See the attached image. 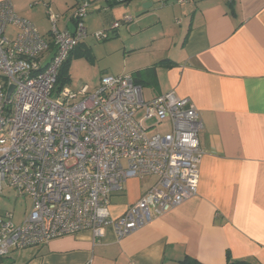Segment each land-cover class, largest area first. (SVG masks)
I'll return each mask as SVG.
<instances>
[{"label":"crops","instance_id":"crops-1","mask_svg":"<svg viewBox=\"0 0 264 264\" xmlns=\"http://www.w3.org/2000/svg\"><path fill=\"white\" fill-rule=\"evenodd\" d=\"M9 1L43 36L51 31L49 11L59 16L60 30L75 29L71 18L77 0ZM111 1L115 4L89 0L88 36L72 61L91 58L87 41L109 30L103 42L116 37L124 51L141 54L136 70L124 74L164 59L173 63L158 68L156 80L142 89L147 100L175 92L196 106L204 126L198 194L126 237L111 228L102 238L86 231L12 250L0 264H228V258L264 264V0ZM124 16L133 21L112 30ZM123 26L133 34L122 32ZM146 88H151L148 96ZM151 178L147 184L128 180L113 198L111 217L140 200L156 182ZM0 196L6 198L5 192ZM29 209L30 201L15 221Z\"/></svg>","mask_w":264,"mask_h":264},{"label":"built area","instance_id":"built-area-1","mask_svg":"<svg viewBox=\"0 0 264 264\" xmlns=\"http://www.w3.org/2000/svg\"><path fill=\"white\" fill-rule=\"evenodd\" d=\"M89 8V0H77L72 32L49 11L43 36L0 1V194L12 189L30 201L20 222L13 211L0 218V259L86 231L102 238L111 228L123 238L198 194L204 126L189 99L168 92L147 100L131 74L105 75L94 92L63 88L53 98L61 67L88 36ZM132 21L124 16L112 30ZM110 32L93 37L106 41ZM151 177L156 182L140 200L112 218L124 184Z\"/></svg>","mask_w":264,"mask_h":264},{"label":"rangeland","instance_id":"rangeland-1","mask_svg":"<svg viewBox=\"0 0 264 264\" xmlns=\"http://www.w3.org/2000/svg\"><path fill=\"white\" fill-rule=\"evenodd\" d=\"M143 6L144 5H141L140 7L143 8ZM159 7V5H155V8L159 9ZM127 14H130L136 18L135 13L132 11ZM121 30L122 32H126L127 29L125 26H123ZM126 33L131 35L133 34V31H127ZM129 37L130 36H127L126 38L128 46L132 42ZM117 40L118 39L116 37L110 39L107 42L88 40L87 44L92 48L93 54L91 58L88 55V57L85 56L79 57L76 60L73 59L71 62L72 64L69 67L70 81L67 82L64 88L77 91L84 85H88L90 91L94 92L99 87L100 78L102 75L109 74L113 76H119L124 73H131L136 70L137 66L140 64L139 59L141 58V54L139 52L136 53L129 50L124 51L123 46L121 45L122 43ZM61 86L62 83L57 85V89L54 91L53 98L57 97V92ZM148 89H145L146 96L150 95L151 88ZM149 124H151V122H149ZM152 180V178H146L140 181L142 184H147V182ZM3 196H0V214L6 211H14L17 218H19L21 213L24 211V208L29 206V199L25 197H19L14 190L5 191L6 198H3Z\"/></svg>","mask_w":264,"mask_h":264},{"label":"trees","instance_id":"trees-1","mask_svg":"<svg viewBox=\"0 0 264 264\" xmlns=\"http://www.w3.org/2000/svg\"><path fill=\"white\" fill-rule=\"evenodd\" d=\"M107 1L108 2H112L111 0H107ZM131 1H133V0H119V3H128V2H131ZM113 3L115 4V1L112 2V4ZM77 48H78V46L76 47V49ZM75 50L71 53V55L68 58V60L64 63V65L60 69L57 85L62 83V86L60 87L59 90H62L65 87V85L67 84V82L70 81V78H69V67L71 65L72 58H73V55L75 53ZM171 67H173V63L170 60H168V59H164V60L160 61L159 63H156V64L152 65L150 68H148L146 70L134 73L132 76H133L136 84H138V85L143 87V86H145V84L149 85L154 80H156V77H157L156 71H157L158 68H171ZM228 259H229L228 260L229 261L228 264H253V263L248 262V261H234L231 258H228ZM0 260H2V259H0Z\"/></svg>","mask_w":264,"mask_h":264},{"label":"water","instance_id":"water-1","mask_svg":"<svg viewBox=\"0 0 264 264\" xmlns=\"http://www.w3.org/2000/svg\"><path fill=\"white\" fill-rule=\"evenodd\" d=\"M143 7H144V9H147V5H144Z\"/></svg>","mask_w":264,"mask_h":264}]
</instances>
